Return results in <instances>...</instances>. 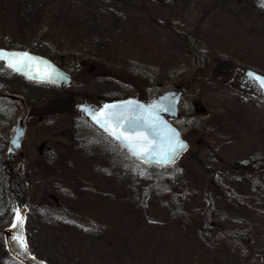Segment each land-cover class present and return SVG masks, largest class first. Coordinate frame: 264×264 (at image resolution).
<instances>
[{
	"label": "rangeland",
	"instance_id": "obj_1",
	"mask_svg": "<svg viewBox=\"0 0 264 264\" xmlns=\"http://www.w3.org/2000/svg\"><path fill=\"white\" fill-rule=\"evenodd\" d=\"M261 4L0 0V47L73 75L41 87L8 74L41 93V146L11 173L24 204L0 211V264H264V98L239 85L264 74ZM179 89L190 147L165 169L134 162L79 109Z\"/></svg>",
	"mask_w": 264,
	"mask_h": 264
},
{
	"label": "water",
	"instance_id": "obj_2",
	"mask_svg": "<svg viewBox=\"0 0 264 264\" xmlns=\"http://www.w3.org/2000/svg\"><path fill=\"white\" fill-rule=\"evenodd\" d=\"M0 52H3L4 57H8L10 54L14 53H26L28 57L35 61V63H29L28 67L18 72L8 66V62L5 58H0V62H4V65H6L10 70L30 81L64 86L70 85V82H72V75L68 72H65V70L61 69L47 57L25 50L20 51V49L0 48ZM246 74L249 77L254 78L258 84H260L264 94V84H261V82L256 79V77L264 79V75L258 72L255 73V71L252 70L247 71ZM182 96L183 91H179L178 93L171 91L161 96L155 102L149 104L140 100L138 97H131L119 101H108L104 103L102 108L98 111L92 109L90 106H82L81 110L85 111L84 114L91 119L93 124H95L102 132H104L109 138L117 143L118 146L137 163L141 165L144 164L145 166L153 165L160 168H165L174 164L175 161H178L190 145L189 141L183 137L180 129L165 116L169 115L172 118L179 116V106ZM108 113H113L117 117L123 115L126 118H130V122L128 124H122L121 130L126 129L125 135H147L156 146L157 152L167 151L170 143L173 145L182 144L183 147L181 148L177 146L176 151L174 153H170L171 159H160L158 155H153L150 159H141L140 157L133 154V151L129 147V144L126 140L116 139V137L107 130V126L101 127L100 123L96 122L98 119H101ZM101 122H103L102 119ZM153 124L155 126H151ZM110 126L115 128L116 121L112 120ZM21 136L22 130L19 128L17 130L16 137H14L15 147L18 146L16 141H18Z\"/></svg>",
	"mask_w": 264,
	"mask_h": 264
},
{
	"label": "flooded vegetation",
	"instance_id": "obj_3",
	"mask_svg": "<svg viewBox=\"0 0 264 264\" xmlns=\"http://www.w3.org/2000/svg\"><path fill=\"white\" fill-rule=\"evenodd\" d=\"M8 74L20 78L27 84L41 87L45 85L28 81L0 64V174H2L0 175V211L5 215L7 212H15V209L11 210L13 198L17 199L19 196L22 198V194L25 193L22 192L24 186L12 174L26 168L25 159L28 155H38L41 146L40 115L42 114L41 93L28 91L25 88H12L10 84L12 78H9ZM239 80L242 87L250 88L256 95L261 93L257 82L246 74L241 75ZM92 106L97 107L100 104ZM19 128L22 130V137L18 141V147H15L13 141ZM18 203L24 204V202ZM3 222L4 224L7 222L5 218ZM14 235L19 237V232Z\"/></svg>",
	"mask_w": 264,
	"mask_h": 264
},
{
	"label": "snow or ice",
	"instance_id": "obj_4",
	"mask_svg": "<svg viewBox=\"0 0 264 264\" xmlns=\"http://www.w3.org/2000/svg\"><path fill=\"white\" fill-rule=\"evenodd\" d=\"M261 7H264V4H261ZM0 58H5L8 62V66L13 68L15 71H21L22 69L28 67L29 63H35L26 53L24 54H10L8 57H4L3 52H0ZM257 80L264 84V79L256 77ZM95 118V116H94ZM101 119L103 122H101ZM101 119H98L96 122L100 123L101 127H106L107 130L116 137V139H124L128 142L129 147L132 149L133 154L140 157L141 159L148 158L150 159L153 155H158L160 159H171L170 153L176 151V147H183L182 144H169L167 151L157 152V148L154 145L147 135L143 134H131L125 135V131L121 130L122 124H128L130 118H126L123 115L117 117L113 113H108L104 115ZM112 120L116 121V127L113 128L110 126ZM151 126H155L154 124Z\"/></svg>",
	"mask_w": 264,
	"mask_h": 264
},
{
	"label": "trees",
	"instance_id": "obj_5",
	"mask_svg": "<svg viewBox=\"0 0 264 264\" xmlns=\"http://www.w3.org/2000/svg\"><path fill=\"white\" fill-rule=\"evenodd\" d=\"M192 48H194L195 46L194 45H191Z\"/></svg>",
	"mask_w": 264,
	"mask_h": 264
}]
</instances>
